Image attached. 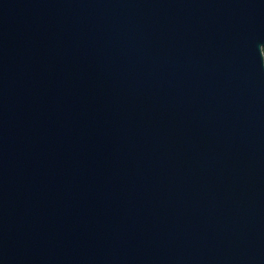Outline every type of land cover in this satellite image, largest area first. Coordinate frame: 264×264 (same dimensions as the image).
I'll list each match as a JSON object with an SVG mask.
<instances>
[{
    "label": "water",
    "instance_id": "1",
    "mask_svg": "<svg viewBox=\"0 0 264 264\" xmlns=\"http://www.w3.org/2000/svg\"><path fill=\"white\" fill-rule=\"evenodd\" d=\"M264 0H0V264H264Z\"/></svg>",
    "mask_w": 264,
    "mask_h": 264
},
{
    "label": "trees",
    "instance_id": "2",
    "mask_svg": "<svg viewBox=\"0 0 264 264\" xmlns=\"http://www.w3.org/2000/svg\"><path fill=\"white\" fill-rule=\"evenodd\" d=\"M263 52H264V48H263Z\"/></svg>",
    "mask_w": 264,
    "mask_h": 264
}]
</instances>
